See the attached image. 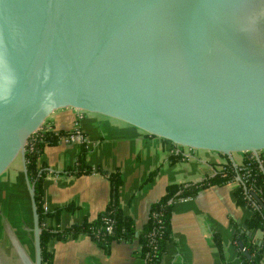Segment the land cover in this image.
Masks as SVG:
<instances>
[{"label": "water", "instance_id": "water-1", "mask_svg": "<svg viewBox=\"0 0 264 264\" xmlns=\"http://www.w3.org/2000/svg\"><path fill=\"white\" fill-rule=\"evenodd\" d=\"M65 107L260 162L264 0H0V176L21 159L33 244L31 256L11 238L22 264H42L25 145Z\"/></svg>", "mask_w": 264, "mask_h": 264}, {"label": "crops", "instance_id": "crops-1", "mask_svg": "<svg viewBox=\"0 0 264 264\" xmlns=\"http://www.w3.org/2000/svg\"><path fill=\"white\" fill-rule=\"evenodd\" d=\"M45 123L69 134L76 127L79 128L85 140V163L92 167L90 172L80 174L66 171L75 164L82 139L66 140L64 137L67 134H62L57 142L44 146L42 159L47 171L42 179L43 200L50 207L72 204L71 209H63L60 213L61 227L85 217L93 219L106 207L110 199V181L107 176L97 172L96 167L106 172L119 171V205L133 217L139 229L147 221L150 205L165 193L168 184L200 180L212 175L214 168L219 169L220 164L228 159L235 165L243 163L245 155L233 153L231 160L227 155L212 150L184 148L123 120L73 107L55 110ZM262 152L264 154V150ZM172 153L179 154V158L172 159ZM11 170L16 180L15 186H18L15 188L14 181L10 182L12 179L8 176ZM238 182L235 177L225 183L210 184L193 195L174 201L170 215L172 237L167 241L157 264H241L233 229L234 224L240 222L242 229H246L244 220L250 210L236 201L234 189ZM0 184L4 188L0 189L3 199L12 195L11 191L15 189L18 203L13 196L11 204L12 211L17 210V218H30L29 224L22 220L18 227L25 242L30 241L32 246L31 201L20 158L19 162H13L2 173ZM6 218L3 215L0 219L3 225L0 241L4 243L5 254L13 257L17 253L11 238L17 237L26 250L27 247L20 240L12 222ZM257 234L262 236L263 230H258ZM48 248L52 252L51 264L145 262L135 253V241L114 240L105 249L88 235L82 234L65 239L50 237ZM261 263L264 264V255Z\"/></svg>", "mask_w": 264, "mask_h": 264}, {"label": "trees", "instance_id": "trees-1", "mask_svg": "<svg viewBox=\"0 0 264 264\" xmlns=\"http://www.w3.org/2000/svg\"><path fill=\"white\" fill-rule=\"evenodd\" d=\"M62 134L69 135V132L55 130L45 123L28 139L25 145V163L28 177L34 184V198L41 227L42 264H51L52 252L48 248L50 237L65 239L82 234L88 235L105 249H108L114 240L135 241L137 244L135 253L144 258V264H157L165 251L167 241L172 237L170 215L174 201L177 198L193 195L207 185L234 180L236 175H239L241 179L234 189L236 201L246 205L250 214L244 220L246 229H242L241 222L234 224L233 239L239 246L241 264H262L261 259L264 255L263 152L260 153V162L254 155L248 153L244 155L243 163L239 165L233 164L228 159L220 164L219 169L214 168L212 175L205 178L194 182L168 184L165 193L150 205L147 221L139 229L133 217L125 213L119 205L118 187L121 182L119 171L106 172L101 167H96L95 170L107 176L110 181V199L106 207L93 219L85 217L81 221L61 227L59 225L60 213L63 209H71L72 204L44 208L42 179L47 169L42 159V151L46 144L57 142ZM84 142L85 140H82L76 155V162L72 167L67 168V173L80 174L92 170V167L85 163ZM176 158H179V154L172 153V159ZM258 230H263L262 236H258Z\"/></svg>", "mask_w": 264, "mask_h": 264}, {"label": "rangeland", "instance_id": "rangeland-1", "mask_svg": "<svg viewBox=\"0 0 264 264\" xmlns=\"http://www.w3.org/2000/svg\"><path fill=\"white\" fill-rule=\"evenodd\" d=\"M184 148H186L185 146H183ZM16 161V163L17 162H19V157H17V159L15 160ZM14 161V162H15ZM12 171L13 170H11L9 173H8V176H9V178H11L12 179V181H10V182H13L14 181V187L13 188H15V187H18L17 185L15 186V183H16V180H14V178L12 177ZM5 182V181H4ZM3 184V183H2ZM2 184H0V189H4L3 187H1L2 186ZM15 189H12V195L10 194V196H8L6 199L4 198H1L0 197V203H1V206H0V219H2V216L4 215V216H7L8 218H6V219H8V220H10V222H12V224H13V226H14V228H15V231L17 232V234L20 236L19 238H20V240L22 241V243H24V245L27 247V250H28V252L30 253V255L31 256H33V248H32V246H31V243H30V241H28V243H26L25 242V240H24V235L22 234V232H21V230H20V228L18 227V223L20 222V221H22V220H25V223L26 224H29L30 223V218H17V215H16V213H17V210H15V211H12V208H13V206H12V204H11V198L14 196V198H15V200H16V202L18 203V199H17V196H16V194H15V191H14ZM11 204V205H10ZM3 214V215H2ZM1 223H2V221L0 222V236L3 234V228H2V226H1ZM22 223V222H21ZM23 225V224H22ZM23 229H25V227H23ZM27 244V245H26ZM3 248H4V243H3V241L1 240L0 241V254H2L3 253ZM4 254V253H3Z\"/></svg>", "mask_w": 264, "mask_h": 264}, {"label": "flooded vegetation", "instance_id": "flooded-vegetation-1", "mask_svg": "<svg viewBox=\"0 0 264 264\" xmlns=\"http://www.w3.org/2000/svg\"><path fill=\"white\" fill-rule=\"evenodd\" d=\"M3 253L0 254V264H22L21 260L16 254H14L13 257H10L8 254H5L4 251Z\"/></svg>", "mask_w": 264, "mask_h": 264}, {"label": "built area", "instance_id": "built-area-1", "mask_svg": "<svg viewBox=\"0 0 264 264\" xmlns=\"http://www.w3.org/2000/svg\"><path fill=\"white\" fill-rule=\"evenodd\" d=\"M74 138L82 139L80 129L77 128V127L75 128L74 132H71L68 136L64 137V139H66V140H71V139H74ZM47 207H48V204H46L44 202V208L47 209ZM108 229L110 230V227H108Z\"/></svg>", "mask_w": 264, "mask_h": 264}]
</instances>
